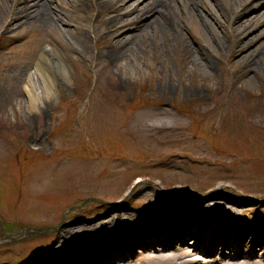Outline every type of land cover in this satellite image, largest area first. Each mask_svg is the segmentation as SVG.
Wrapping results in <instances>:
<instances>
[{"label":"rangeland","instance_id":"1","mask_svg":"<svg viewBox=\"0 0 264 264\" xmlns=\"http://www.w3.org/2000/svg\"><path fill=\"white\" fill-rule=\"evenodd\" d=\"M14 1L0 0V63L12 61L24 73L12 72L0 97L1 148L11 151L9 158L0 154V224L56 228L28 237L26 227L6 234L1 227L0 264H29L38 258L33 254L47 255L64 224L84 225L111 206L151 215L171 210L164 197L173 192L244 200L241 219L264 220V52L258 53L264 42L234 62L231 31L221 32L204 16L224 39L218 48L197 15L204 12L200 0L192 1L195 16L182 0H167V11L138 35L126 31L132 35L122 46L110 42L117 36L108 25L112 15L99 12L94 0H51L70 28L33 23L9 31L4 24ZM206 1L217 13L216 5L224 8L230 0ZM149 2L152 7L139 13L143 21L161 9L160 1L138 3ZM184 39L210 59L209 72L202 55L193 65L187 59ZM46 48L67 73L57 76L50 93L39 71ZM119 49L123 55L111 58ZM246 60L253 66L248 75ZM169 81L170 89L161 91ZM29 85L40 98L33 109ZM160 120L168 127H151ZM119 227L125 229L126 221ZM7 239L21 241L3 245ZM124 262L160 264L138 251Z\"/></svg>","mask_w":264,"mask_h":264},{"label":"bare ground","instance_id":"2","mask_svg":"<svg viewBox=\"0 0 264 264\" xmlns=\"http://www.w3.org/2000/svg\"><path fill=\"white\" fill-rule=\"evenodd\" d=\"M94 1L99 12L111 13L112 19L108 25L110 29L113 28L112 31L117 36L112 37L110 42L120 43L121 46L124 45L123 41L127 39V36L132 35L125 34L126 31H133L134 35H138L153 24L154 20L150 19L157 18L156 16L161 12L164 14L169 7V4H166L167 0H152L160 1L161 9L158 14L143 21V17L139 15L140 10L149 8L152 5L151 2L141 5L138 3L140 0ZM192 1L182 0V3L191 11L190 15L195 16L198 11L192 10L197 3ZM133 3L134 6H132ZM199 7L204 12L197 15L203 25L206 23L210 28V34H213V40L218 48L224 47V39L215 30L213 31L211 24L204 16L212 17L221 32L225 27L231 31L234 38L232 47L234 62H243L247 56H251L253 52L251 46L259 47L264 42V0H230L224 8L216 5L217 13L210 9L206 0H200ZM12 8L13 13L4 24V28L10 27L9 31H13L14 26L33 23L55 26L64 22L68 28L71 27L69 19L64 20V14L61 16L57 14L51 0H15ZM127 8L128 11H126ZM132 12L134 13L130 16ZM152 12V9L147 11V13ZM250 13L252 14L246 16ZM108 18L105 17V20ZM127 25L132 28L121 30ZM65 31L70 33V30ZM183 41L187 43L184 46V53L188 55L186 57L193 65L196 54L201 56L202 50L185 39ZM124 49L115 50L110 57L120 58ZM51 50V48L44 49L41 65L38 64L42 75L41 86L46 93L51 92V86L57 76L67 75L63 73L60 63L50 60ZM263 52L259 50V56ZM202 59V67L206 68V71L210 70V59L203 55ZM245 65L247 75L252 73L253 66L249 60L245 61ZM14 71L24 73L21 65L11 61L0 63V97L4 88L11 83ZM170 86L171 81L167 84L165 82L160 85V89L167 92ZM31 89L33 87L29 85L26 98L28 106L33 109L36 108L40 98H36ZM150 125L155 128L168 127L163 120ZM1 147L0 143V154H6L9 158L11 151L5 153ZM9 179L7 189L9 184L14 183V177ZM164 198L174 208L161 210L160 213L154 212L151 215L146 210L140 212L130 209L125 212L122 207L111 206L112 209H106L103 214L84 225L82 223L72 226L64 224L57 234V242H54L57 244L49 249L48 255L39 257L32 263L125 264V260L139 251L141 255L160 264L167 261H171L169 264H264V220H261V216L259 221L250 219L248 222L241 219V210H243L241 204L244 200L240 203L226 196L192 198L177 192ZM152 199L155 200L154 197ZM116 215L119 217V222L115 219ZM124 220L127 224L125 229L119 227V223Z\"/></svg>","mask_w":264,"mask_h":264}]
</instances>
